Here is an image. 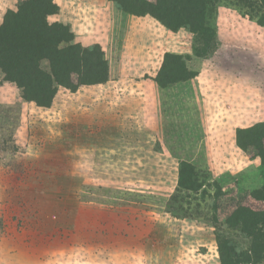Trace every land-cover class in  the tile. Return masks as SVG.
Listing matches in <instances>:
<instances>
[{"label":"rangeland","instance_id":"obj_1","mask_svg":"<svg viewBox=\"0 0 264 264\" xmlns=\"http://www.w3.org/2000/svg\"><path fill=\"white\" fill-rule=\"evenodd\" d=\"M29 1L0 0V25ZM159 1L52 0L46 20L71 39L66 68L53 56L61 82L34 61L47 105L0 67V264H222L218 233L251 247L236 207L264 209V139L237 134L264 121V0ZM169 53L188 71L170 59L161 78L196 76L161 86ZM100 55L107 78L91 83Z\"/></svg>","mask_w":264,"mask_h":264},{"label":"trees","instance_id":"obj_2","mask_svg":"<svg viewBox=\"0 0 264 264\" xmlns=\"http://www.w3.org/2000/svg\"><path fill=\"white\" fill-rule=\"evenodd\" d=\"M143 1V0H140ZM145 1V0H144ZM162 0L158 2V6H160ZM264 2V1H263ZM48 7L45 9L44 4L41 3L39 0H30L29 2H26L24 6L21 7L20 11L14 12L10 11L8 16H6L5 21L2 25H0V67L4 70L7 79L11 81H15L24 92V95L28 99L35 100L40 105H47L52 97L49 98H42L43 95L40 93H37L38 91H33V86L30 85V78L33 76L31 72H34L33 66L34 61L39 55L38 59L42 58H50L52 62V66L54 67V76L57 81L61 82L60 76L57 73L56 65L53 56H55L57 53L64 57L63 53H61V50L59 48V44L62 41H67L71 39L70 36H62V34H65L64 31L67 30V27L62 23H48L46 20V16L51 13H55L58 11V6L52 2V0H47ZM31 10H28V7H35ZM151 7V8H149ZM147 8V9H146ZM145 9H139V10H146L152 13L154 16L158 17L168 28L170 29H177L179 26L184 24L183 20H177V24L173 23L172 20H167L164 15H162L157 10H154L151 5H148ZM31 11V13L29 12ZM25 15H28L29 18H24ZM45 15V16H44ZM42 16V21H36L35 18ZM259 23L264 27V15L259 19ZM32 24L36 29H32ZM49 29H54L59 32L58 35L54 36L52 38V34L49 31ZM56 37V38H55ZM32 45L39 46L43 52H39L42 50H39L37 48L31 47ZM75 47V48H74ZM72 48L73 51L81 49L80 47H76V45H71L70 49ZM50 51V52H48ZM85 51V50H84ZM202 55V54H200ZM102 58L103 56L100 55ZM172 59L176 61V64H180L182 66V69L184 71H188V66L186 65V59L181 55H176L174 53L167 54L165 63L163 65L162 70L160 71V74L157 76L156 81L161 86H168L169 84H172L174 82H177L178 80H174L170 78V80H164L160 76L165 69H167L166 64H168V61ZM107 62L103 58L99 62L95 63L93 65L94 69L93 71L96 72V75L103 71L104 75L100 78L93 79L91 83L93 82H102L107 78ZM38 65V64H37ZM101 65V66H100ZM62 66L66 68L67 66V60L64 57ZM38 67V66H37ZM99 68V69H98ZM40 70V68H39ZM41 74L42 73V70ZM93 72V73H95ZM196 71L189 70V74L184 77L182 80H187L190 78H193L196 76ZM102 74V72H100ZM98 74V75H100ZM47 82H50L52 85V79L51 76H46ZM39 81H43L40 78H37L33 84L38 85ZM63 83V82H62ZM89 83V82H87ZM45 84V83H44ZM42 86V85H41ZM34 92V93H33ZM260 128V138L261 141L264 139V121L258 122L254 126H251L249 128L245 129H238V143L243 148L246 149L248 146L247 144L243 143L241 141V135L243 132L247 130H253ZM260 152L258 155L261 158L262 163L264 164V146L260 147ZM216 187H221L220 182L215 181ZM251 195L259 199L260 201H264V184L262 185V188L255 189ZM242 203V202H241ZM240 211H239V210ZM236 214L238 217L242 216L241 221H250L251 219V227L248 224H244V229H242L244 232H247L252 238L253 242L251 247L248 248L247 251L239 252L238 249H236L235 245H232L230 243L229 238L221 241V234L218 233V240H219V249L221 252V258H222V264H249V263H257L264 259V209L262 210H254L250 208L249 206H243L242 204L238 207H236ZM237 221V220H236ZM237 222L240 224V222ZM230 225H236L230 222ZM260 225V226H259Z\"/></svg>","mask_w":264,"mask_h":264},{"label":"crops","instance_id":"obj_3","mask_svg":"<svg viewBox=\"0 0 264 264\" xmlns=\"http://www.w3.org/2000/svg\"><path fill=\"white\" fill-rule=\"evenodd\" d=\"M244 152H245V151H244ZM257 159H258V158H255V159L253 160V163H255V165H257V164H256V163L258 162ZM262 165H263V164H262ZM263 183H264V180L261 181L260 185H262Z\"/></svg>","mask_w":264,"mask_h":264}]
</instances>
